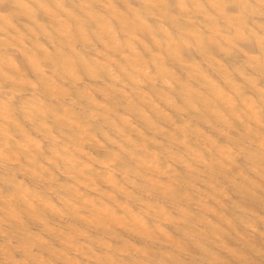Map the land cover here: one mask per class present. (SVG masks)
<instances>
[{
	"label": "bare ground",
	"instance_id": "1",
	"mask_svg": "<svg viewBox=\"0 0 264 264\" xmlns=\"http://www.w3.org/2000/svg\"><path fill=\"white\" fill-rule=\"evenodd\" d=\"M0 264H264V0H0Z\"/></svg>",
	"mask_w": 264,
	"mask_h": 264
}]
</instances>
